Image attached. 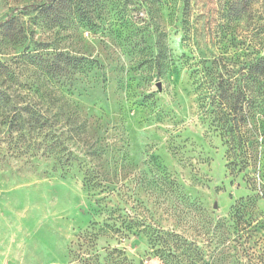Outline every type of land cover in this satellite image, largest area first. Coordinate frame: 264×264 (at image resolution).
I'll return each instance as SVG.
<instances>
[{
    "label": "rangeland",
    "instance_id": "obj_1",
    "mask_svg": "<svg viewBox=\"0 0 264 264\" xmlns=\"http://www.w3.org/2000/svg\"><path fill=\"white\" fill-rule=\"evenodd\" d=\"M53 1L0 0V264H264V0ZM31 38L91 67L35 74Z\"/></svg>",
    "mask_w": 264,
    "mask_h": 264
},
{
    "label": "trees",
    "instance_id": "obj_2",
    "mask_svg": "<svg viewBox=\"0 0 264 264\" xmlns=\"http://www.w3.org/2000/svg\"><path fill=\"white\" fill-rule=\"evenodd\" d=\"M61 2H59V4H56L53 1L43 6L42 8L39 9L40 15H44L43 16L44 18H50L51 15H54L56 19L54 18L53 22H55L57 25H60L59 24L60 20L58 19L57 15ZM96 2H98V0H76V2L73 4L72 15L75 18L79 19L78 24L80 26L88 27L89 25L92 24V20H93L92 14L94 12L90 11L89 9ZM17 21H19L18 18L8 19L6 22H4L1 25V29L5 32V35L9 37L10 40H12L13 45L22 47L25 46L29 37L24 24H20ZM31 40L35 43L36 49H33V51H31L30 53H26L25 59L27 60L28 63H30V66L33 69H36L34 70L35 74L39 71L40 76L42 75L45 78L50 77L51 80L54 79L57 81L61 79L62 81V76L65 73L72 72V74L75 73L80 74L84 71H87L91 67L90 66L91 63L87 62L82 57H73V56L71 57L62 52L54 51V48L52 47L53 49H51L50 45H48L47 43L44 42L36 43L34 41V38H31ZM15 77L16 76L12 71V69L0 63V79H4L7 80L9 83H12ZM7 102H8L7 95L0 92V105L3 104L5 106L6 104H8ZM27 114L30 116L31 121L33 122L31 126V130L34 128L35 131L37 127H42L41 126L42 123H40L41 120L40 115H36L31 111H27ZM21 116L22 114H18V116L14 114L13 120H11L10 123H6V119L8 117H4L3 120L0 122V128L1 126H5L6 124H8L10 126L9 127L10 129L17 131L18 133L22 132V127L20 125L22 124ZM1 141L2 139H0V143ZM97 181L98 179H95L93 177L88 179L87 177L85 183L87 184V186L90 185L95 186V183Z\"/></svg>",
    "mask_w": 264,
    "mask_h": 264
}]
</instances>
